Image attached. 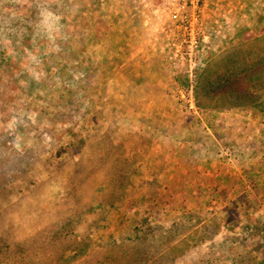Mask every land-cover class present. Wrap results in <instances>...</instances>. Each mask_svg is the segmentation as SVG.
<instances>
[{"label": "rangeland", "instance_id": "374dc122", "mask_svg": "<svg viewBox=\"0 0 264 264\" xmlns=\"http://www.w3.org/2000/svg\"><path fill=\"white\" fill-rule=\"evenodd\" d=\"M228 2L208 0L218 11L199 28L196 55L170 28L160 96L176 94L141 122L140 95L150 90L134 86L148 71L137 57V76L123 87L121 67L130 72L133 58L116 39L114 3L0 0V264H264V166L256 178L247 168L242 195L229 180L237 160L264 161V113L222 110L204 96L209 82L264 59V0H231L230 14ZM152 7L167 30L164 6ZM196 129L200 150L190 147ZM144 211L159 227L137 240ZM141 248L145 263L131 254Z\"/></svg>", "mask_w": 264, "mask_h": 264}, {"label": "crops", "instance_id": "0c3cea01", "mask_svg": "<svg viewBox=\"0 0 264 264\" xmlns=\"http://www.w3.org/2000/svg\"><path fill=\"white\" fill-rule=\"evenodd\" d=\"M161 1L162 0H109L110 4L114 3L116 5L115 11L112 14V16L115 18V22H112L114 24V27H116V35L117 38L116 39H126L129 43L128 48H130L131 50V54H132V58L131 62L129 63L131 65H129L127 68H132L130 72H128V70L125 68L121 67V71H123L122 76L125 77L124 81H125V85L123 86L124 88H129L131 85V82L136 78L137 74L136 73V68L138 66H134V59H137V64L141 63V70H144L143 72H145V68H147V77L146 79L140 80V82L135 81V88H146L149 89L150 92L148 91V95L147 97L140 95V97L142 98L141 100L143 102H140V109L137 110V112L139 113H135L138 120L141 122H144L145 118L153 120L152 118H156V116L159 115V113L161 112H166V103L164 104L162 100H164V98L167 100L170 99V97H174L175 90H165L166 96H160L161 94V87L167 84L168 80H167V76H169V69H166L167 65L165 64V54L164 51L165 50H172L173 48H170L169 45H167V42L169 37H168V33H169V29H163L162 28V18L161 16H157L155 13L154 8L152 7L153 5L155 6H160L161 5ZM118 29V31H117ZM103 37H106L104 35H102ZM100 36V37H101ZM109 37V36H108ZM172 41H178L177 38H175V40ZM113 47L110 48V52L114 53L115 55L117 54V51H120V49L117 48L116 42H113ZM102 46V45H101ZM100 49H105V48H99L98 53L102 52L100 51ZM105 51V50H104ZM106 52V51H105ZM108 52V53H110ZM107 53V52H106ZM164 57V58H163ZM134 60V61H133ZM116 65V63H115ZM166 65V66H165ZM132 66V67H131ZM116 70H118V67L116 66L115 68ZM143 75V74H142ZM170 77V76H169ZM122 80V79H121ZM129 80V81H128ZM163 80H167V82H163ZM114 81L118 82L120 81L118 78H116ZM130 82V84H129ZM169 85H171V82L169 81ZM112 85V84H111ZM110 85V86H111ZM122 85V84H121ZM121 85H114L115 90H117L118 88L121 87ZM167 87V85L165 86V88ZM120 91V90H119ZM147 93V92H146ZM115 95H117V93L115 92ZM169 95V96H168ZM181 95V94H180ZM128 95L125 92V97H127ZM118 96H114L115 100H117ZM120 98V96L118 97ZM183 98V96L181 97ZM132 102L136 101L134 100V97H131ZM145 101V103H144ZM157 101V102H156ZM124 105L126 106V113H125V119L129 120L133 118V114H132V108L129 107L130 103L125 100L124 101ZM233 110V109H232ZM155 113V115H154ZM225 117H220L221 120H225ZM204 124V123H203ZM149 125V123H148ZM204 126L206 127L205 132L203 130V133L205 135L208 134V140H215V136L212 133V127H210V125L207 126V123L204 124ZM150 129L147 124L145 126H143L142 128H140V133L141 135L146 133L145 130ZM200 129H196V135H195V142H193L190 146L191 148H195V150L197 149H201L202 145H203V140L201 137V132L198 133L197 131H199ZM155 131V129L153 130ZM151 132V131H148ZM216 133V131H215ZM239 135V132L237 133ZM199 136L198 138H196V136ZM204 135V136H205ZM245 135V133L240 132V137H243ZM201 137V138H200ZM207 137V136H206ZM221 137V135H220ZM239 137V136H238ZM197 139V140H196ZM209 142V141H208ZM184 142L181 143V146L183 145ZM210 143V142H209ZM208 143V146H209ZM177 144H180V140H177ZM202 144V145H201ZM211 145H213L214 143H210ZM232 147L234 149V145L231 144ZM187 147L189 145H186ZM253 146L248 147V150H251ZM177 149H179V146L177 147ZM215 148L211 149L212 151H214ZM236 149H242L245 150V145L240 146L237 144ZM210 150V148H209ZM217 150V149H216ZM208 165V167H212L214 166V162L212 160H209L208 163H206ZM262 166H264V161L260 162V161H256V160H251L250 162H244V161H240L237 160V166H236V174H235V179L237 182V190L235 193L237 196L239 195V193L242 195L243 190L244 189V184H246V174L248 172L247 168L249 169V174L254 175V178H256V174L259 173V170L262 168ZM234 168V167H233ZM253 178V176H251ZM229 180H233V178H229ZM249 185V184H248ZM240 187V188H239ZM257 256L253 257V260L256 259ZM257 259L262 260L260 257H258Z\"/></svg>", "mask_w": 264, "mask_h": 264}, {"label": "trees", "instance_id": "16d2710c", "mask_svg": "<svg viewBox=\"0 0 264 264\" xmlns=\"http://www.w3.org/2000/svg\"><path fill=\"white\" fill-rule=\"evenodd\" d=\"M195 73H197V71H195ZM204 96L206 99L208 97L217 99L221 103L222 110L242 108L249 112L250 115L253 113H264V59L255 63H248L243 67L242 71L229 74V76H225L221 81L218 80L214 83L209 82ZM198 97L199 95L197 94L196 106L202 108L204 107V104L202 105L200 100L197 101ZM150 143L152 144L153 141ZM250 178V183L253 184V187H256L252 180L254 178ZM231 182L233 185L231 189L234 190L235 185L237 186V182L233 180ZM224 192L227 193V191ZM231 193L233 194L235 192ZM150 199L155 200L152 195L145 196V200L148 201ZM240 201L244 203V200L240 199ZM101 205L104 206L103 204ZM112 206L114 207L115 205L112 203ZM144 213L146 218L142 219V225L134 228L137 240L150 235L159 227V221L153 213L150 211H144ZM261 230L263 232L264 240V227ZM134 253L138 255L134 259L136 262H146V252L143 248H141V250H136L131 254ZM171 256L169 257L171 258Z\"/></svg>", "mask_w": 264, "mask_h": 264}, {"label": "built area", "instance_id": "2783aa9c", "mask_svg": "<svg viewBox=\"0 0 264 264\" xmlns=\"http://www.w3.org/2000/svg\"><path fill=\"white\" fill-rule=\"evenodd\" d=\"M212 1V0H211ZM227 1V0H225ZM220 4H222L220 2ZM219 4V5H220ZM161 5H163L164 13H167L168 18L164 19L165 23H171L168 26L170 28H176L177 34L176 38L181 40L190 41V53L187 54L192 56L200 53V45L198 35L199 28L208 22L212 17H214L215 12L218 11L216 9L218 4L213 3V8L215 11L209 10L210 5L208 4V0H162ZM233 3L229 0L227 7L229 8L228 14L234 12L232 9ZM229 19V18H228ZM171 30L168 33V37H173L171 35ZM221 32L218 31V34ZM201 37L203 39H208V35L202 33ZM181 51L180 49H176L172 52V56L174 58L180 57ZM183 60V57H180ZM186 61V60H185ZM184 97V96H183Z\"/></svg>", "mask_w": 264, "mask_h": 264}]
</instances>
